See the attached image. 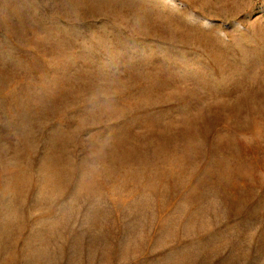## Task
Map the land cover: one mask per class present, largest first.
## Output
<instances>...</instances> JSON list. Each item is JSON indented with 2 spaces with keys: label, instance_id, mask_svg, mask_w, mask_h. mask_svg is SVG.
Wrapping results in <instances>:
<instances>
[{
  "label": "rangeland",
  "instance_id": "rangeland-1",
  "mask_svg": "<svg viewBox=\"0 0 264 264\" xmlns=\"http://www.w3.org/2000/svg\"><path fill=\"white\" fill-rule=\"evenodd\" d=\"M0 264H264V0H0Z\"/></svg>",
  "mask_w": 264,
  "mask_h": 264
}]
</instances>
